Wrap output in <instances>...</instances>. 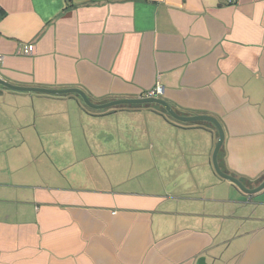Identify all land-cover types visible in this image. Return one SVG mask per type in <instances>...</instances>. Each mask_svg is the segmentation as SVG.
Wrapping results in <instances>:
<instances>
[{"label":"crops","instance_id":"0c3cea01","mask_svg":"<svg viewBox=\"0 0 264 264\" xmlns=\"http://www.w3.org/2000/svg\"><path fill=\"white\" fill-rule=\"evenodd\" d=\"M0 77L96 102L160 85L221 122L226 169L264 179V0H0ZM176 122L0 88V264H238L264 189L217 175V136Z\"/></svg>","mask_w":264,"mask_h":264},{"label":"water","instance_id":"95a60500","mask_svg":"<svg viewBox=\"0 0 264 264\" xmlns=\"http://www.w3.org/2000/svg\"><path fill=\"white\" fill-rule=\"evenodd\" d=\"M0 85L15 91H30L44 94L52 95H66V94H76L84 102V104L92 110H105L110 108H116L121 105H144L156 103L161 105L168 115L175 121L181 123H199L207 122L210 123L216 132L217 141L212 153V165L221 178L230 181L236 187H238L242 192L246 194H255L264 189V179L255 187H249L240 177L230 171L224 170L219 161L220 152L223 148L225 142V131L221 122L213 115L209 114H192L188 115L177 111L165 98L163 97H126L119 98L105 102L93 101L85 91L80 88H62V89H51L45 87H29L13 84L0 77ZM238 264H264V229L260 230L251 240L247 250L242 255Z\"/></svg>","mask_w":264,"mask_h":264},{"label":"trees","instance_id":"16d2710c","mask_svg":"<svg viewBox=\"0 0 264 264\" xmlns=\"http://www.w3.org/2000/svg\"><path fill=\"white\" fill-rule=\"evenodd\" d=\"M0 88H4L3 86L0 85ZM73 96H75V98L79 101V103L83 106V108L87 111V112H90V113H93V114H97V113H103V112H106L108 110H116V109H119V108H127V109H141V108H149V109H152V110H155L161 114H163L165 117H167L169 120L177 123L175 120H173L169 115L168 113L165 111V109L159 105V104H156V103H151V104H144V105H121L119 107H116V108H110V109H105V110H92L90 109L89 107H87L83 100L76 94H73ZM185 124V123H184ZM194 124H198L200 126H203V127H206L208 129H210L211 131H213V133L216 135V132H215V129L214 127L210 124V123H207V122H199V123H192V124H185V125H194ZM221 155H222V150L220 152V156H219V161H220V165L221 167L224 169V170H227L229 171L228 169H226V167L223 165L222 163V160H221ZM232 173V172H231ZM235 174V173H233ZM238 176V175H237ZM245 183H246V178H243V177H240ZM250 182V181H248ZM247 184V183H246Z\"/></svg>","mask_w":264,"mask_h":264},{"label":"built area","instance_id":"2783aa9c","mask_svg":"<svg viewBox=\"0 0 264 264\" xmlns=\"http://www.w3.org/2000/svg\"><path fill=\"white\" fill-rule=\"evenodd\" d=\"M33 49H34V45L32 43L31 44H27L23 48V53L26 54V55L27 54H31L33 52ZM163 92H164V88L162 86L158 85L157 87L147 91L145 93V95H143V96H146V97H159L160 95H162Z\"/></svg>","mask_w":264,"mask_h":264},{"label":"rangeland","instance_id":"374dc122","mask_svg":"<svg viewBox=\"0 0 264 264\" xmlns=\"http://www.w3.org/2000/svg\"><path fill=\"white\" fill-rule=\"evenodd\" d=\"M228 227H229V226H228ZM246 228H247V225L245 224L244 227H243V230H246ZM243 230H242V231H243ZM231 248H232V247H231ZM246 250H247V249H246ZM244 253H245V252H244ZM244 253H243V254H244ZM226 257H227V256H226Z\"/></svg>","mask_w":264,"mask_h":264}]
</instances>
